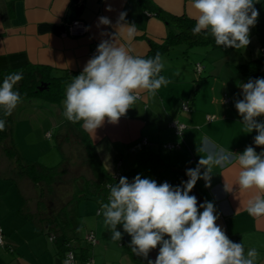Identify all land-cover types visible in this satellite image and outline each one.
<instances>
[{
	"label": "crops",
	"instance_id": "obj_1",
	"mask_svg": "<svg viewBox=\"0 0 264 264\" xmlns=\"http://www.w3.org/2000/svg\"><path fill=\"white\" fill-rule=\"evenodd\" d=\"M261 1L256 0L255 7ZM157 10L163 11V16L155 14ZM121 13H127L125 22L137 27V35L131 42L123 36L118 37L117 43L141 57L149 52L151 43H162L172 29L163 17L185 14L194 18L195 15L191 0H0V69L36 63L49 65L62 73L83 72L92 58V49L102 40H113L118 33ZM100 17H107L111 24H100ZM76 19L87 23L86 34L69 33L68 26ZM249 38L248 51L242 50L241 55L232 50L195 47L191 49L192 54L190 50L186 56L180 46L166 54L161 75L169 81L167 86H162L155 96L141 92L142 97L118 124L106 122L96 133H88L106 169L116 173L118 159L122 161V169L133 168L144 148L159 152L166 163L195 169L205 155L197 150L205 139L213 150L223 148L242 154L251 146L258 154L264 152V146L254 142L258 132H244L243 117L235 107L236 102L243 99L241 85L245 83L237 64L261 54V44L253 28ZM199 62L204 64L200 75L195 71ZM183 101H189L190 111L182 110ZM61 107L48 108L50 111L56 108L57 117L61 112L60 129L66 127L67 120L62 116V104ZM173 119L188 124L183 135L177 134L170 125ZM257 120L264 123V116ZM69 124L60 136L65 140L64 145L69 139L78 140L81 136V124L70 121ZM48 132L44 133L45 137ZM144 137L149 141L147 146L141 144ZM164 143L179 146L167 150ZM240 170L235 160L224 168H214L210 186L201 178L189 194L197 197L198 208L205 202H212L217 225L230 240L242 243L246 251L255 248L259 253L257 264H264V217L253 218L247 212L248 201L261 193L255 189L239 190ZM204 171L201 168L202 174ZM226 183L231 192L225 190ZM203 210L199 208L201 213ZM117 228L122 240L130 245L131 236L124 232L122 225ZM107 235L109 229L105 237ZM98 244L93 247L94 256ZM109 248L108 244L105 249ZM9 249L14 252V248ZM149 254L155 261L159 246ZM119 259L117 262L112 259L108 264H135L125 251Z\"/></svg>",
	"mask_w": 264,
	"mask_h": 264
},
{
	"label": "clouds",
	"instance_id": "obj_2",
	"mask_svg": "<svg viewBox=\"0 0 264 264\" xmlns=\"http://www.w3.org/2000/svg\"><path fill=\"white\" fill-rule=\"evenodd\" d=\"M255 3L256 0H191L196 20L193 34L209 33L218 46L246 48L250 44V30L259 16ZM126 15L121 13L119 31L113 40H102L97 54L66 87L63 115L73 124L80 123L89 134L96 133L106 122L118 124L134 108L141 92L155 96L169 83L161 75L164 64L159 53L154 58H143L117 43L118 37L131 42L137 35V27L125 22ZM99 23L110 25L111 21L100 17ZM22 78V74L12 73L0 84V111L5 118L22 103L16 90ZM241 87L243 99L235 107L243 117L244 132L256 130L254 142L264 146V123L257 120L264 116V78L249 80ZM5 130L6 119L0 118V132ZM197 150L205 155L195 169L187 170L189 179L182 188H173L168 182L158 184L140 175L132 182L121 177L116 185H108V200L101 203L97 215L103 216L113 241L122 239L117 226H123L131 236L130 247L135 255L148 259L149 253L159 246L156 260L148 259V264H257L259 253L255 248L246 251L242 243L230 240L217 225L214 204L199 205L204 209L201 213L197 197L189 193L201 178L210 186L213 169L229 166L235 160L241 169L239 190L255 189L261 193L248 201V214L264 217V152L258 154L251 146L242 154L223 148L213 150L207 139ZM201 168L205 169L203 174ZM225 190L232 191L227 183Z\"/></svg>",
	"mask_w": 264,
	"mask_h": 264
},
{
	"label": "trees",
	"instance_id": "obj_3",
	"mask_svg": "<svg viewBox=\"0 0 264 264\" xmlns=\"http://www.w3.org/2000/svg\"><path fill=\"white\" fill-rule=\"evenodd\" d=\"M256 9L259 12V16L256 25L252 28L261 44V54L257 58L237 64L240 73L244 77L245 83L249 82V80L261 78L264 72V0L260 2ZM162 12L161 10H157L155 14L163 16ZM166 17L168 19L165 17L163 18L172 25V29L162 43H151L149 52L143 56V58H154L155 55L159 53L163 60L166 54L179 46L183 47V53L186 56L188 52L195 47L231 51L232 48L216 45L214 37L209 33L202 32L201 34L194 35L193 28L195 27L196 20L193 17L185 14H169ZM203 67L204 64L202 62L196 64L195 71L197 74L200 75L202 73ZM12 73L22 74V80L16 85V90L19 91L22 97V103L28 101V99L40 97L47 102L63 105L67 85L72 82L74 77L80 75L82 72L77 73L69 71L67 73H62L57 72L49 65L26 63L16 67L0 69V84H2L3 79L7 75ZM42 83L48 84V87L44 90L39 89ZM184 105H186L188 109H185ZM182 110H191L189 101H183ZM14 113L15 112H13L10 117L5 118L3 117L2 111H0V118L6 119V130L0 132V144L5 142L4 149L6 154L17 162L18 167L21 169L20 172L29 178L35 188L38 189V206L33 213H43L41 220L46 219L48 222V231H53L50 232V234L53 233L50 235V238L56 243L57 254H59L62 259L61 264H65V258L69 251H74L76 253L77 264L79 260V264H86L90 259L94 260V255L92 254L93 247L90 248V246H95L99 243L97 234L93 230L88 233V237L92 233L95 234V239L96 241L98 240L97 243L89 241L88 238H86L88 244L73 241L72 238L68 236L66 228L71 225L70 217L72 208L76 204H79L82 200L93 198L98 201L101 207V203L107 202L110 194L108 185H116L121 177H126L129 182H132L137 175H140L141 178L155 180L158 184L168 182L173 187L179 186L181 188L183 187V183L188 179V167L180 168L166 163L159 152L149 148H144L133 168L129 170L122 169V161L118 159V169L116 173H111L106 169L99 157L90 135L84 131L81 126V136L78 138V141L84 147L86 153L84 162L89 174L74 173L69 167V163H72L70 158H65L52 167L46 166L38 161L26 160L19 153L13 140V130L16 122ZM174 120L177 119H173L172 121ZM186 125L187 127L185 130L188 128V124ZM173 129L176 131L175 128ZM184 131L181 134L177 133V131L176 133L183 135ZM48 133H50V135L47 134V137L53 136L51 132ZM145 140L147 142H145ZM148 143L149 141L146 137L141 140L142 145L147 146ZM165 144L166 143L163 144L165 149H174L166 147ZM68 180L73 183L72 186L74 189L72 194H69L68 200H64L62 204L60 203L58 206L53 205L54 198L52 197L57 194L58 187L68 183ZM58 198L60 200L61 196L58 195ZM99 210L100 208L98 211ZM106 238L113 241L111 239L110 230ZM74 242H76V244ZM114 242H117L123 247L124 251L129 254L135 264H148V259L152 260L150 254L148 259L135 255L130 245L122 239Z\"/></svg>",
	"mask_w": 264,
	"mask_h": 264
},
{
	"label": "rangeland",
	"instance_id": "obj_4",
	"mask_svg": "<svg viewBox=\"0 0 264 264\" xmlns=\"http://www.w3.org/2000/svg\"><path fill=\"white\" fill-rule=\"evenodd\" d=\"M231 50L241 55L242 50L248 51V46ZM192 52L191 50L189 54ZM50 106L61 107V104L50 103L37 97L28 99L16 108L13 130L16 148L24 159L38 161L49 167L70 158L72 163H69V167L74 173L89 174L84 162L86 157L84 147L75 137L71 140L66 139L69 143L64 145L65 140L63 141L60 136L70 125L69 121L66 120V127L60 129L58 125L61 112L58 118L56 108L50 111L48 109ZM48 130L52 137L44 136ZM4 146L5 142L0 144V227L4 230L5 239V245L0 244V264H61L62 259L57 254L56 243L50 238L53 234L50 232L53 231H48L46 219L41 220L43 213H33L38 206V189L20 172L17 162L6 154ZM72 185L73 183L68 180V183L58 187L57 194L52 197L53 205L58 206L64 200H68L74 189ZM58 195L61 196L60 200ZM99 208L98 201L93 198L76 204L72 208L71 225L66 228V232L73 241L87 243L88 233L95 231L100 243L94 256L95 264H108L112 259L120 261L124 249L117 242L105 237L108 228L103 223V216L97 215ZM107 243L110 246L109 250L105 249ZM9 247L14 248V252ZM92 247L94 246H90ZM106 258L110 260L106 262Z\"/></svg>",
	"mask_w": 264,
	"mask_h": 264
},
{
	"label": "built area",
	"instance_id": "obj_5",
	"mask_svg": "<svg viewBox=\"0 0 264 264\" xmlns=\"http://www.w3.org/2000/svg\"><path fill=\"white\" fill-rule=\"evenodd\" d=\"M68 31L71 35L81 36V35H84L88 32V25L84 20L76 19L69 24ZM97 47L98 46H96L92 49V51L90 53V55L92 57L97 54ZM263 52H264V49H263ZM140 97H141V94H140ZM184 108L188 109V107L186 105H184ZM171 126L173 128H175L177 133H179V134H181L185 130V128L187 127V125L185 123H182L181 121H178V120L172 121ZM48 135H50V133H48ZM145 142H147V141L145 140ZM165 146L168 148H175L178 145L174 144V143H166ZM94 235L95 234H93V233L90 234L88 237V240L96 243L97 241H96ZM3 243H4V231H3V228L0 227V244H3ZM65 261H69V264H77L76 253L74 251H69V253L67 254V257L65 258ZM86 264H94V260L90 259L86 262Z\"/></svg>",
	"mask_w": 264,
	"mask_h": 264
},
{
	"label": "water",
	"instance_id": "obj_6",
	"mask_svg": "<svg viewBox=\"0 0 264 264\" xmlns=\"http://www.w3.org/2000/svg\"><path fill=\"white\" fill-rule=\"evenodd\" d=\"M46 87H48V84L47 83H42V85L39 86V89L40 90H44Z\"/></svg>",
	"mask_w": 264,
	"mask_h": 264
}]
</instances>
